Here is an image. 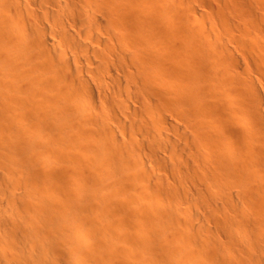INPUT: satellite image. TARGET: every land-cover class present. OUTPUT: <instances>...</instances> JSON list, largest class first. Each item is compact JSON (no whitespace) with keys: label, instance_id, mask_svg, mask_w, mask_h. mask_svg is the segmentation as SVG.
<instances>
[{"label":"bare ground","instance_id":"6f19581e","mask_svg":"<svg viewBox=\"0 0 264 264\" xmlns=\"http://www.w3.org/2000/svg\"><path fill=\"white\" fill-rule=\"evenodd\" d=\"M255 72L264 0H0V264H264Z\"/></svg>","mask_w":264,"mask_h":264},{"label":"rangeland","instance_id":"374dc122","mask_svg":"<svg viewBox=\"0 0 264 264\" xmlns=\"http://www.w3.org/2000/svg\"><path fill=\"white\" fill-rule=\"evenodd\" d=\"M255 73H256V75H257L258 78H259V77H262V76H260V75L258 74V72H255ZM258 75H259V76H258ZM260 79H261V78H260ZM260 79H259V80H260ZM262 81L264 82V78H263V77H262V79H261V82H262Z\"/></svg>","mask_w":264,"mask_h":264}]
</instances>
